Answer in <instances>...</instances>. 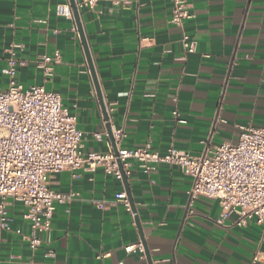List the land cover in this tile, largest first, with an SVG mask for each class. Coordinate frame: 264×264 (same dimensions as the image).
Segmentation results:
<instances>
[{"label":"crops","instance_id":"1","mask_svg":"<svg viewBox=\"0 0 264 264\" xmlns=\"http://www.w3.org/2000/svg\"><path fill=\"white\" fill-rule=\"evenodd\" d=\"M123 1H100L79 13L107 121L72 10L69 17L56 15V6L69 0H0V89L7 87L2 70L13 50L24 63L18 82L59 94L76 117L83 154L110 150L106 125L112 134L123 132L119 148L150 141L159 154L172 146L192 157L203 153V143L208 149L235 143L241 127L264 128V0H186L191 17L182 28L169 23L171 0ZM183 33L196 42L192 54L182 50ZM55 52L61 61L45 82L36 60ZM48 184L78 197L56 207L36 251L23 239L29 233L24 207L10 202L11 231L1 233L0 264H142L124 251L138 242L152 264H251L256 251L264 256L261 227H235L234 217L219 222L217 201L190 198L191 180L177 166L160 165L148 175L133 168L131 213L114 204L125 191L122 181L100 168L53 174Z\"/></svg>","mask_w":264,"mask_h":264},{"label":"built area","instance_id":"2","mask_svg":"<svg viewBox=\"0 0 264 264\" xmlns=\"http://www.w3.org/2000/svg\"><path fill=\"white\" fill-rule=\"evenodd\" d=\"M100 1L80 0L75 3L79 13L94 10ZM127 5V1H123ZM169 23L182 28L191 16L186 0H171ZM58 17H69L68 5H57ZM185 55L196 51V42L187 34L181 36ZM22 48L21 45L14 46ZM61 61L59 52L52 57L40 56L36 67L47 82L54 67ZM24 63L9 51L2 73L7 87L0 89V241L1 233L11 231L12 219L8 205L20 203L24 207L22 219L29 224V233L23 237L31 251L41 248L43 239L51 230L57 206L67 205L78 197L77 193L62 194L49 188L48 177L63 171L102 169L107 176L118 181L129 179L133 168L143 174L154 172L160 165L177 166L191 180L190 198L204 197L217 201L219 222L231 217L233 226L243 228L252 222L262 229L264 243V128L241 127L235 143H223L208 149L207 143L199 157L178 151L172 146L164 154L154 151L151 142L134 149L119 148L124 138L122 131H113V146L109 142L107 153L83 154L82 133L76 117L63 107L59 94L45 90L44 86L24 88L16 73ZM177 123L185 121L175 110ZM100 139L99 134L94 135ZM122 204L131 213L125 191L114 196V204ZM97 207L103 209L102 203ZM20 235L21 231L16 230ZM127 255L136 254L142 264H149L141 242L124 247ZM45 256L52 258L50 250ZM251 264H264V256L256 251Z\"/></svg>","mask_w":264,"mask_h":264},{"label":"water","instance_id":"3","mask_svg":"<svg viewBox=\"0 0 264 264\" xmlns=\"http://www.w3.org/2000/svg\"><path fill=\"white\" fill-rule=\"evenodd\" d=\"M69 6H70V8L72 10L73 17H74V20H75V25H76V28H77V31H78V34H79V37H80V40H81V44H82L83 49H84V53H85L86 61H87V64H88V68H89V71H90V74H91V78H92V81H93V84H94V87H95V90H96V93H97V96H98L99 105H100V108H101V110L103 112V118H104V121H107V115H106V112H105V106H104L103 101L101 99V95H100L99 88H98V85H97V81H96V78H95L93 66H92L91 59H90V55H89V52H88V49H87V45H86V42H85V38H84L82 29H81L79 12L76 9L75 1L74 0H69ZM106 129H107V135H108V138L110 140V143L114 147L112 131H111L109 125H106ZM113 151L115 152L116 150L113 148ZM122 183H123V185L125 187V191L127 193L129 201H130L131 211L134 212L133 205H132L131 199H130L129 194H128L127 179H125L123 177L122 178ZM142 245H143V242H142ZM143 247H144V245H143ZM144 250H145V247H144ZM145 255H146L147 262L149 264H152L151 260H150V257H149V255H148L146 250H145Z\"/></svg>","mask_w":264,"mask_h":264}]
</instances>
